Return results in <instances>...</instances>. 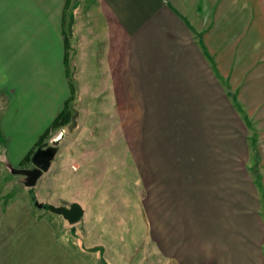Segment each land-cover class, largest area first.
<instances>
[{"label":"crops","instance_id":"crops-1","mask_svg":"<svg viewBox=\"0 0 264 264\" xmlns=\"http://www.w3.org/2000/svg\"><path fill=\"white\" fill-rule=\"evenodd\" d=\"M0 84L48 116L40 138L72 98L79 115L95 100L127 171L112 194L91 149L72 154L78 240L0 197V264H94L138 227L166 264H264V0H0Z\"/></svg>","mask_w":264,"mask_h":264},{"label":"rangeland","instance_id":"rangeland-1","mask_svg":"<svg viewBox=\"0 0 264 264\" xmlns=\"http://www.w3.org/2000/svg\"><path fill=\"white\" fill-rule=\"evenodd\" d=\"M2 87V84H0L1 89H3ZM1 93L2 91L0 92V155L6 158L8 166L5 168V166L0 165V197L8 196V202H10V204H23L25 206V217L27 218L33 219L40 217L59 219L63 222L62 226L64 232L62 233L61 231L62 235H67V237L70 238L73 237L72 239L74 240L80 239L79 223H74L72 225L68 221H65L66 219H64L62 215L50 211L48 206L50 204L65 206L66 204L64 203L70 206L71 202L81 199L82 194H84V187H82L80 175V159H73L72 157L74 156H72V154L80 157L83 155L80 151H86V149H91V153L93 152L94 154L91 156L89 150L88 154L85 152L83 158L88 160L91 165L94 164L100 167L99 170L106 176V178H104L106 180L105 187L108 191L110 190L112 194H115V192L117 193V182L127 175V171L125 173H119L120 175L116 176L115 174L117 171L112 168L114 162L111 161V158L114 157L113 152L115 149L114 145H112L114 137L112 130H109L107 115L97 116L94 103L95 100H84L83 104L78 102L79 107L85 108L83 109L82 115H79L75 110V106H77L76 99L72 98L68 101V109L71 113L69 121L64 125L53 128H50V125V129H47L49 132L46 137H44L43 140L41 139L38 143L40 146L52 145L51 141L61 137V133L64 132L65 137L60 139V143L57 145V154L52 161V168H57L55 172H50V170H48L40 177L35 186L28 187L24 182L25 176L15 173L14 170L32 166L31 159L25 160L24 162L20 161L24 159L31 149L36 147V143L41 135L40 129H42V126L46 129L49 125L46 123L48 121V116L43 117V124L40 125L41 122L33 121L34 117L31 112H25L19 108V100L16 93L9 100H6L5 96H1ZM28 101L29 100H27V102ZM77 124L79 126L78 129L75 128ZM92 134H95V137L98 138L97 140L100 141L99 145L103 144V147H99L97 142L93 145L90 143L88 138H94ZM65 138L66 140H64ZM81 145L88 146V148L83 147L84 149H82ZM86 156L89 157L86 158ZM76 158L78 159L77 156ZM74 166L76 169L73 168ZM118 166L120 168L121 163H119ZM126 166L127 165H125V167ZM67 169H70V172H67ZM93 181V188H98V190H100L101 181L104 180L95 178ZM89 183H92V181L90 180ZM104 197L105 199L108 198L107 196ZM92 198L95 199L96 197L94 196ZM130 198L125 197L122 198L121 201H132ZM114 199L116 198H112V201ZM37 203L43 206L39 207ZM76 227L77 229H74ZM113 229L111 228V231ZM140 229L141 227L137 229L136 242L130 244L126 240L127 238H125L128 235L129 229L122 228L121 235H123V238L127 241L125 243L127 247L126 251H124L123 248L121 249L122 252L111 250L108 251L105 259H101L99 253L101 250L96 247L94 249L96 253V263L94 264H166L165 261L160 259L159 255L152 250L151 245L145 243L144 234L143 232L140 234ZM111 231H105L99 236V239L103 238L109 241L114 236V234H111ZM115 232L116 231L113 233ZM97 240L98 239L95 237L93 238V241ZM124 254H127L128 258L120 257ZM91 260L92 259H89V261Z\"/></svg>","mask_w":264,"mask_h":264},{"label":"water","instance_id":"water-1","mask_svg":"<svg viewBox=\"0 0 264 264\" xmlns=\"http://www.w3.org/2000/svg\"><path fill=\"white\" fill-rule=\"evenodd\" d=\"M62 137L61 135V137L52 140L51 146L45 148L40 146L33 152L31 162L35 168H18L14 170L15 173L25 176L24 182L26 186H35L40 177L50 169L52 161L57 154V145ZM37 205L39 207L43 206L40 203H37ZM48 208L50 211L62 215L71 224L79 222L84 215L82 206L77 202H73L69 207L50 204Z\"/></svg>","mask_w":264,"mask_h":264},{"label":"trees","instance_id":"trees-1","mask_svg":"<svg viewBox=\"0 0 264 264\" xmlns=\"http://www.w3.org/2000/svg\"><path fill=\"white\" fill-rule=\"evenodd\" d=\"M68 104H69V102H67L66 103V105H65V107H64V109L57 115V117L54 119V121L52 122V124H51V127L50 128H53V127H56V126H61V125H64L65 123H67L68 121H69V117H70V110L68 109ZM49 128V129H50ZM49 131H46L42 136H41V138H40V140L42 139L43 140V138L44 137H46V135H47V133H48ZM40 146V145H39ZM31 158V156L30 155H28V156H26V158H25V160H28V159H30ZM24 160V161H25ZM23 161V162H24Z\"/></svg>","mask_w":264,"mask_h":264},{"label":"flooded vegetation","instance_id":"flooded-vegetation-1","mask_svg":"<svg viewBox=\"0 0 264 264\" xmlns=\"http://www.w3.org/2000/svg\"><path fill=\"white\" fill-rule=\"evenodd\" d=\"M48 146H51V145H48ZM47 145H43V147L45 148V147H48ZM40 147V146H39ZM32 156V155H31ZM31 159V158H30ZM32 163V162H31ZM29 168H35L34 167V165H33V163H32V166L31 167H29Z\"/></svg>","mask_w":264,"mask_h":264}]
</instances>
